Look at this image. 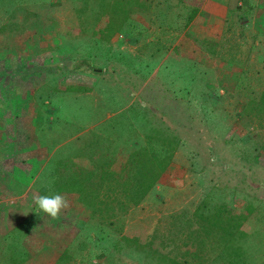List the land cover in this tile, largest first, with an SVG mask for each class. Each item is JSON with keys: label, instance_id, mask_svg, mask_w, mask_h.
<instances>
[{"label": "rangeland", "instance_id": "1", "mask_svg": "<svg viewBox=\"0 0 264 264\" xmlns=\"http://www.w3.org/2000/svg\"><path fill=\"white\" fill-rule=\"evenodd\" d=\"M126 1L0 0V105L37 118L44 180L63 153L103 143L119 160L159 150L157 130L178 137L155 188L103 229L113 264H158V251L210 264L218 243L195 216L203 202L248 216L236 244L248 264H264V54L187 34L191 0ZM25 148L32 164L39 152ZM19 231L0 236V264L26 261Z\"/></svg>", "mask_w": 264, "mask_h": 264}, {"label": "crops", "instance_id": "2", "mask_svg": "<svg viewBox=\"0 0 264 264\" xmlns=\"http://www.w3.org/2000/svg\"><path fill=\"white\" fill-rule=\"evenodd\" d=\"M148 1L151 6L150 0L146 4ZM160 2L154 0V6ZM185 5L191 6L188 19L196 13L185 23L187 34H203L202 40L214 43L227 35L234 47L245 44V58L253 60L264 54V0H191ZM240 57L241 54L234 55L236 59ZM38 136L41 138L37 118H14L0 105V236L8 241L20 230V249L27 258L23 264H113L98 245L105 226L78 194L62 193L68 207L57 218L38 209L35 198L51 188L53 179L44 180L47 161L40 152L43 150L37 149ZM29 143L39 152L32 164L24 162L28 152L25 145Z\"/></svg>", "mask_w": 264, "mask_h": 264}, {"label": "trees", "instance_id": "3", "mask_svg": "<svg viewBox=\"0 0 264 264\" xmlns=\"http://www.w3.org/2000/svg\"><path fill=\"white\" fill-rule=\"evenodd\" d=\"M121 3L129 4L126 0H121ZM195 14H191L188 20ZM156 135L155 139L161 148L149 151V155L147 151H139L130 154L126 159L119 158L120 154L119 160H115L112 153L105 150L103 143L91 154L79 152L71 156L70 152L63 153L51 168L54 178L50 174L53 178L50 191H54V194H78L86 205L93 208L95 217L107 229L108 223H115L113 219L117 217L118 212L140 205L170 167L179 145L178 137L162 130H157ZM141 158L144 159L140 160ZM195 216L203 222L201 229L209 230L216 236L218 252L215 259H228L226 264H248L247 255L243 254L241 245L236 244L248 220L246 214L236 213L223 205L208 207L207 203L203 202L195 210ZM104 228L100 238L104 235ZM233 242L236 245H233ZM212 245L211 243V247ZM208 247H201L200 251ZM225 250L235 252V257L225 256ZM157 253L156 255H163L158 264H209L201 259L198 262L191 260V251L187 252L188 258L180 260L172 257L169 258L170 261H167L166 254L159 251ZM199 254L200 252L196 257ZM215 259L212 257L210 264H214Z\"/></svg>", "mask_w": 264, "mask_h": 264}, {"label": "clouds", "instance_id": "4", "mask_svg": "<svg viewBox=\"0 0 264 264\" xmlns=\"http://www.w3.org/2000/svg\"><path fill=\"white\" fill-rule=\"evenodd\" d=\"M38 209L52 218H57L63 208L68 207L67 199L60 193L40 195L35 198Z\"/></svg>", "mask_w": 264, "mask_h": 264}]
</instances>
